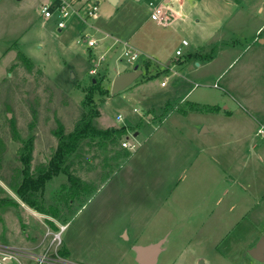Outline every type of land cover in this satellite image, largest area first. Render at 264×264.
<instances>
[{
	"label": "rangeland",
	"instance_id": "obj_1",
	"mask_svg": "<svg viewBox=\"0 0 264 264\" xmlns=\"http://www.w3.org/2000/svg\"><path fill=\"white\" fill-rule=\"evenodd\" d=\"M61 1L0 0V244L52 257L50 240H61L58 252L76 264H139L133 246L162 241L156 264H264L248 253L264 231V136L257 134L264 124V52L252 50L254 41L246 35L243 48L223 67L220 61L205 68L187 58L191 45L182 46L172 69L154 70L151 77L145 62V75L134 80L135 94L133 85L111 94L114 60L108 53L96 65L103 52L85 40L94 20L74 14L58 30L57 8L50 18L41 13L43 5ZM99 1L101 7L105 1ZM133 12L127 19L135 22ZM101 15L122 19L127 10ZM252 25L245 24V33ZM192 36L182 37L193 44ZM247 44L251 49L245 50ZM143 59L114 65L131 69ZM147 80L152 93L136 87ZM94 84L96 125L125 126L126 134L105 150L84 141L68 159L72 174L94 187L89 195L69 200L65 174L28 191V199L59 209L58 216L40 212L13 188L24 177L17 156L23 141L14 131L23 140L32 138L29 172L36 178L56 148L53 132L59 123L65 132L73 128ZM186 100L217 111L183 114L176 108ZM161 128L167 136L155 144ZM125 137L135 148L113 160ZM23 263L36 260L24 257Z\"/></svg>",
	"mask_w": 264,
	"mask_h": 264
},
{
	"label": "crops",
	"instance_id": "obj_2",
	"mask_svg": "<svg viewBox=\"0 0 264 264\" xmlns=\"http://www.w3.org/2000/svg\"><path fill=\"white\" fill-rule=\"evenodd\" d=\"M93 1L100 5L99 0H74L75 5L78 6L77 8L82 6L85 8ZM104 1V4L99 7V17L94 18L95 23L93 25L91 23L90 25L91 34L87 37L85 36L86 39H93L96 42L92 47H97L99 53L103 52L99 54L98 61L95 62L96 65L108 53L111 54L110 57L113 58L114 63L122 62L118 59L119 54L125 48L131 47L139 51V57H144L142 63L138 66L142 70L141 74L145 75L146 71L145 67H141V64L146 62L147 65L148 62V73L146 75L150 74L152 77L154 70L162 71L170 69L181 61L178 57L180 55L174 54L172 57L173 54L170 49L174 46L175 53L176 48L181 46V40L184 39L182 36L185 32L193 33V44L188 42L185 45H191L187 51V58L196 61L198 67L209 68L220 61L223 67L224 62L230 60L234 53L243 48L246 35L250 36L252 41H254L252 43V50H256L259 53L264 52V38L261 36L264 31V0ZM162 5L169 15V22L166 26L160 25L150 18L152 6L160 7ZM118 10H127V15L122 16V19H119L118 15L115 17H104V15H101V12H104L111 16L118 12ZM131 12L135 14V22L127 19V16ZM250 20L253 22V25L250 27V31L245 33L243 28ZM108 23L109 25L106 26ZM124 25H127V28ZM235 34L238 35L235 36ZM180 37L182 38L180 39ZM248 45H245V50L251 49ZM100 57L102 58L100 59ZM221 57L226 58L222 61ZM150 60L153 63H150ZM114 63H111V67L114 66V70L116 71L113 77L129 70L124 65L117 67ZM231 63L229 62V65ZM220 65L221 63L218 65V68ZM148 80L136 87L140 90L146 89L152 93L147 84ZM214 84H217V80L212 83L213 86ZM130 85L134 86L133 90L135 94L134 82ZM228 85H232V81H229ZM160 86L164 85H161L160 82ZM165 128H161L158 134H154L152 141L155 144L162 139L163 135L166 134L167 136L168 131ZM205 131H207L206 127L202 129L201 133Z\"/></svg>",
	"mask_w": 264,
	"mask_h": 264
},
{
	"label": "trees",
	"instance_id": "obj_3",
	"mask_svg": "<svg viewBox=\"0 0 264 264\" xmlns=\"http://www.w3.org/2000/svg\"><path fill=\"white\" fill-rule=\"evenodd\" d=\"M23 57L22 53H20L19 58ZM97 85L94 84L86 92L83 102L86 112L82 113V115L75 121L73 128L70 131L65 132L63 124L59 123L58 128L53 132V134L57 137L56 148L48 163V168L36 178H32L29 172L31 154L33 150L32 138L28 137L23 140L17 134L15 127H13L15 130L13 135L14 138L19 141H23V145L17 149V156L19 157V160L22 161L24 166L22 169L24 174L23 180L16 187L13 186V188L19 198L40 212H44L52 216H58L59 209L51 205L45 208L42 203L37 202L36 200L28 199L26 197V193L28 191L31 192L38 190L43 186L44 182L52 176L65 174L67 175L69 183L67 187L69 200L79 199L82 195H89L94 187L85 184L82 180H80V178L72 174L70 171L71 162H69L68 159L83 149L82 143L84 141H86L89 146L93 144L95 147L105 150L109 145H118L120 137L126 134L125 126L100 128L96 125L95 118L98 116V111L93 102V94L95 89L98 87ZM176 109L183 114L187 111L215 112L217 111V106H209L186 100L184 103L178 105ZM128 155L129 151L126 148H121L117 150L111 158L113 160H118L120 158H125ZM105 164H107V162ZM62 187H65V185H62Z\"/></svg>",
	"mask_w": 264,
	"mask_h": 264
},
{
	"label": "built area",
	"instance_id": "obj_4",
	"mask_svg": "<svg viewBox=\"0 0 264 264\" xmlns=\"http://www.w3.org/2000/svg\"><path fill=\"white\" fill-rule=\"evenodd\" d=\"M53 8H57L59 12V19L56 22V26L58 27L59 30L65 27L66 20L71 15L75 14L79 19H87V18L94 19L98 17V11H99L98 3L93 1L84 8V11L80 15L79 14L80 8H77V6H75L74 0H63L60 2V4L56 5V7L52 6L51 8L49 5H43L41 7V13L43 14L44 18H50L53 15ZM150 18L154 20L156 23L163 26H166L169 22V15L167 14L166 9L163 5L160 7L152 6V11L150 12ZM86 42L90 47L96 44V42L93 39H86ZM187 44H188L187 40L182 39L181 46L176 48L175 50V55H181L182 46H185ZM139 56L140 53L138 50L131 47H127L123 50V52L119 54L118 59L120 61L124 59L128 63H133L138 59ZM101 58L102 57H100V59ZM94 71H95L94 68L90 70L91 73ZM161 85H165V80L161 82ZM214 86H216V84H214ZM121 119L122 116L120 114H117L116 120L119 121ZM257 134L264 136V124L260 125L257 128ZM121 146L123 148L133 150L135 148V143H132L129 138L125 137L121 141ZM60 244H61V240H50L48 248L53 247L55 252V255L52 257H49L47 254H39L37 257H33L32 255H27L26 253L20 251L19 248L0 244V264H4V262L7 261L12 262L13 264H24L23 263L24 257H28L31 259L34 258L36 260V264H76L71 260H69L65 255L60 254L58 252L57 247Z\"/></svg>",
	"mask_w": 264,
	"mask_h": 264
},
{
	"label": "water",
	"instance_id": "obj_5",
	"mask_svg": "<svg viewBox=\"0 0 264 264\" xmlns=\"http://www.w3.org/2000/svg\"><path fill=\"white\" fill-rule=\"evenodd\" d=\"M141 73L142 70L136 64L131 69L115 75L111 81L110 93L116 94L117 92L125 89L133 83L134 80L141 75ZM72 76L74 75L72 74ZM161 242L162 241L144 246H134V251L136 253L135 260L139 264H156L157 255L161 250ZM248 253L253 259L261 262L264 261V231L259 240L250 249H248ZM198 264H203V260H199Z\"/></svg>",
	"mask_w": 264,
	"mask_h": 264
},
{
	"label": "flooded vegetation",
	"instance_id": "obj_6",
	"mask_svg": "<svg viewBox=\"0 0 264 264\" xmlns=\"http://www.w3.org/2000/svg\"><path fill=\"white\" fill-rule=\"evenodd\" d=\"M135 246V245H134ZM134 246H133V250H134ZM135 252V251H134ZM135 255H136V253H135Z\"/></svg>",
	"mask_w": 264,
	"mask_h": 264
}]
</instances>
